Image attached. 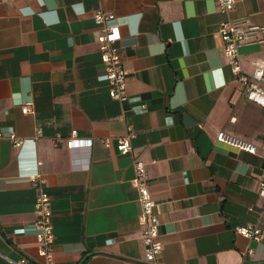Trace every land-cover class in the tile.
Masks as SVG:
<instances>
[{
  "label": "crops",
  "instance_id": "obj_1",
  "mask_svg": "<svg viewBox=\"0 0 264 264\" xmlns=\"http://www.w3.org/2000/svg\"><path fill=\"white\" fill-rule=\"evenodd\" d=\"M99 7L119 24L126 101L110 97L103 77ZM239 16L264 25V0H235L227 12L214 0H0V264L43 260L34 171L52 196L56 264H148L134 157L146 163L160 219L159 264H264V238L234 230L264 210V106L230 101L219 32L220 21ZM239 54L250 72L264 42ZM129 127L132 149L121 153L117 139ZM220 130L256 152L217 141Z\"/></svg>",
  "mask_w": 264,
  "mask_h": 264
},
{
  "label": "built area",
  "instance_id": "obj_2",
  "mask_svg": "<svg viewBox=\"0 0 264 264\" xmlns=\"http://www.w3.org/2000/svg\"><path fill=\"white\" fill-rule=\"evenodd\" d=\"M218 9L223 12L230 11L235 6V0H214ZM94 22L99 27L96 40L100 52V60L103 68V77L107 80L108 93L112 99L126 101L128 92L126 87V69L124 66L123 45L116 21V15L110 10L97 8L93 13ZM219 32L223 41V54L227 59L230 71L233 76L234 86L230 95V101L237 103L244 99L264 106V56H257L250 60L251 71L247 72L242 68L239 48L245 44L264 42V25L252 21L249 16L229 17L219 23ZM31 102L27 101L22 106V111H31ZM40 134V128L37 129ZM72 135L67 141L69 148L73 147L76 129L71 131ZM135 131L129 127L125 135L117 139V148L121 153H129L132 149L131 139ZM4 133L0 131V137ZM15 147L23 144V139L16 136L13 131L7 134ZM216 140L238 149L255 153L257 146L246 139L220 130L216 134ZM103 143L109 145L110 139L104 138ZM134 178L133 184L138 191L140 204L139 222L141 225V239L144 245V256L148 264H159L158 255L162 250L160 239V219L154 210L155 200L149 188L148 170L143 159H133ZM32 187L36 192L35 211L36 219L33 221V228L37 238V251L42 257L38 263L27 257H20L14 264H56L54 255V224L52 220V196L44 185V180L38 171L29 174ZM258 194L264 199V170H262L258 181ZM264 210L258 213L257 219L253 222L238 225L235 232L252 240L260 241L264 238V230L259 225ZM248 249L245 253H251ZM238 264H244L240 262Z\"/></svg>",
  "mask_w": 264,
  "mask_h": 264
}]
</instances>
